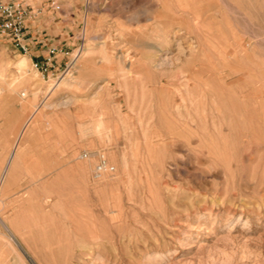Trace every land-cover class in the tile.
Listing matches in <instances>:
<instances>
[{
	"label": "rangeland",
	"instance_id": "rangeland-1",
	"mask_svg": "<svg viewBox=\"0 0 264 264\" xmlns=\"http://www.w3.org/2000/svg\"><path fill=\"white\" fill-rule=\"evenodd\" d=\"M53 1L37 23L61 29L54 41L67 58L56 73L41 74L33 58L0 42V175L38 108L9 187H0V217L14 236L0 226V264H264V0L206 1L194 60L190 40L171 45L168 57H179L183 72L162 99L165 111L153 86L117 69L85 75L80 56L89 37L97 62L104 45L116 56L132 33L146 40L151 23H170L161 0ZM21 59L20 76L12 64ZM188 66L198 70L190 80ZM77 78L94 83L74 94L60 86ZM72 94L70 110L55 107ZM97 97L93 119H103L108 137L87 130L85 104ZM172 120L190 132L170 139L131 131ZM98 153L112 173L96 176Z\"/></svg>",
	"mask_w": 264,
	"mask_h": 264
},
{
	"label": "bare ground",
	"instance_id": "bare-ground-1",
	"mask_svg": "<svg viewBox=\"0 0 264 264\" xmlns=\"http://www.w3.org/2000/svg\"><path fill=\"white\" fill-rule=\"evenodd\" d=\"M206 1H209L210 2V0H161V12L163 14H165L164 15L165 18L166 17L169 18L170 23H165L164 21H160L159 23H151L150 28L147 31L148 37H146L147 38L146 40H140V39L139 40H137V39L135 40L133 38L134 34L132 33V36L130 34L129 36H131L130 37L131 39L128 42V44H130L131 46L129 48L128 47L125 48V46H124L125 50H123L124 48H121L122 50L119 51L120 52L119 53L120 55L112 56L111 53H108L107 47H105V45L102 46V48L99 50V53L101 54V59H100L99 62H97L98 60L95 61V59L92 57V55L97 52V51L95 52V48H94V45H93V41H94V38L95 37L94 38H92V37L90 38L89 37L87 43L81 49V53H80V56L82 57V59L86 63L85 68H84V70H85L84 71V74L85 75H90L91 72H93L95 70L97 72H99V71H102L103 69H106V68H110V70L111 69H117L118 72H120V74L123 75V77L130 76L131 79L134 82H135V80H137L141 84H146V85L151 86V87L153 86V90L152 91L155 94H157L158 99H159V101H158V103H157L156 106L159 109L162 108V110L165 111V105H164L162 99H163V97L165 95L168 96V94H169L168 88L169 87H173V84H174V81L173 80L176 78V76L181 75L182 72H183L182 71V67H181L182 66L181 65L182 60L179 57L175 58L174 60L169 59V57H168V54H169L171 45H173L177 39H181V40L182 39H187V40H190L191 41L190 44H189V49L191 51V55H190L191 58L190 59L194 60L192 57L194 56V53L193 52H195V49L197 48V45H194L193 46V42H196V40H197V38H198V36L200 34L199 29L201 27H199V25H201V23H202L201 22V19L203 18V10L206 8V6L204 5L205 3H207ZM207 4H209V3H207ZM216 18H218V17H216ZM84 22L87 23V17H84ZM206 22L207 23H211L210 22V19H207ZM121 30H122V28H121ZM121 32H123V31H121ZM123 35H125V34H123ZM125 45L127 46V44H125ZM131 49L135 50L136 52H133V50H131ZM229 49H231V47H229ZM212 51H215V50L212 49ZM179 52H180V50H179ZM183 52H181V53H183ZM228 55H230V54L228 53ZM230 57L232 58V56H230ZM220 58H221V65H223L224 64L223 63V61H224L223 60L224 59V55H223L222 52L220 54ZM188 62H189V59H187V63ZM191 62L192 61H190V63ZM27 64H28V62H27L26 59H21L20 61L16 62L15 64L13 63L12 65H14V67L16 69V72L21 76L22 74H24V71L27 68ZM185 68H187V70H186L187 75H188L187 80H190L191 76L193 77L194 76L193 74H197L196 72H198V70L195 69V68L193 69V67H189L188 66V67H185ZM211 70H213V69H211ZM4 71H5L4 66L0 65V76L3 75ZM203 74H205V73H203ZM83 77H85V76H83ZM194 80L195 79H193V81ZM16 82L17 81H14L13 80V84L12 85H7V91H8V94L9 95L11 93L15 92L16 89L15 90L13 89V85ZM93 83L94 82L93 81H90L88 78L86 80H81V78H77L76 80H74L72 82L63 83V84H60L59 83V84H60V86L62 88H65V89L71 91L74 94L75 92L76 93H79V92H83V91L84 92L89 91L90 88L92 87ZM56 85H58V84H56ZM178 85H180V83H178ZM204 86H205V84H204ZM182 88H184V87H182ZM212 89H214V88H212ZM237 89H238V87H237ZM73 94L70 95V96H68V97H66L65 99L61 100V102H59L58 104H56L55 107H65L67 109V111H68L69 108H71L72 106H75L76 105V101H78V100H77L76 97L73 96ZM20 95H21V93H20ZM24 96H25V93H24ZM169 96H171V94ZM253 102H254V100H253ZM98 103H99V99L97 97V98H93V99L91 98V99H89L86 102V104H85V106L88 107V108L86 107V110L84 111V114L86 115V117L88 118V121H89V125H88V129L87 130L89 132H91V133L96 134L99 137H102V136L108 137L109 134L111 133V130H109L107 127L104 126L103 119L101 117H99L97 120H94L93 119V116H94V114L96 112L95 109H96V106L98 105ZM256 103H259V102L257 101ZM235 109H236V107H235ZM37 110H38V108H36V111H33L31 113L30 119L26 120L23 123V125L19 128V130L17 131L16 142H15V144H14L12 150H11V153L9 154L8 162H7L4 170L2 171V173L0 175V187H4L5 189H7L9 187L8 185L10 184V182L12 180L13 173L15 171L16 162H17V157H18V154H19V153L17 154V150L20 147L21 143H23V141H25V139L28 140V138L30 137V134L33 132V127L35 126V124L33 126H30V125L32 124L33 119L35 118V114L37 113ZM173 120L170 121V122H167V121H165L164 123L162 122L163 125H160V126H156V125H152V126L146 125V126H144L143 124H139V126H137L135 128H132L131 131L133 133H136V134L140 133V134H142L144 136L151 135L152 137H166V138H170V139H173V138H176V137H180L181 135L190 132V129L191 128L189 126L183 125V124H179V123H177V122H175ZM212 126H213V124H212ZM194 129L197 130L196 128H194ZM9 130H10V128H9ZM83 131H85V130H83ZM241 131H242V129H241ZM216 133H217V131H216ZM237 137H238V135H237ZM255 137L256 136H254V139H255ZM256 140H258V139H256ZM213 142H212V144H213ZM200 143H198V145ZM258 143L259 142H257V143L255 142L254 143L255 146ZM262 143H263V141H262ZM224 144H226V142ZM259 144H261V143H259ZM246 150H248V149H246ZM206 151H207V149H206ZM71 170H73V169H71ZM0 226L3 228L4 231H6L9 234V239L13 241L14 236L12 235V227H11L12 225H11V223L10 222H5L0 217ZM100 239L98 237L94 236V235L91 236V238H90V240L95 241V243H98L97 241L100 240ZM107 241H109V240H107ZM72 255H75L73 249H72ZM1 258L5 259L4 257H1Z\"/></svg>",
	"mask_w": 264,
	"mask_h": 264
},
{
	"label": "built area",
	"instance_id": "built-area-1",
	"mask_svg": "<svg viewBox=\"0 0 264 264\" xmlns=\"http://www.w3.org/2000/svg\"><path fill=\"white\" fill-rule=\"evenodd\" d=\"M48 6L55 7V2L42 0L40 4L33 5L27 0H0V42L7 44L19 54L33 58L35 60L33 67L40 70L41 74L56 73V67L60 64L65 65L62 61L67 58V53L63 52L62 41H54L58 39L56 37L46 38L45 43H40V47L35 51L30 47L28 24L37 23ZM96 156L97 163L94 169L96 176L114 171L104 154L98 153Z\"/></svg>",
	"mask_w": 264,
	"mask_h": 264
},
{
	"label": "crops",
	"instance_id": "crops-1",
	"mask_svg": "<svg viewBox=\"0 0 264 264\" xmlns=\"http://www.w3.org/2000/svg\"><path fill=\"white\" fill-rule=\"evenodd\" d=\"M61 29L57 23H29L27 34L30 39V47L33 51L40 47V43L44 44L46 38L59 37Z\"/></svg>",
	"mask_w": 264,
	"mask_h": 264
}]
</instances>
